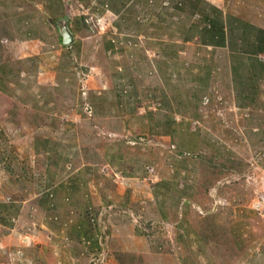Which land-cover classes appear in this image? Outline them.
<instances>
[{
    "label": "rangeland",
    "instance_id": "1",
    "mask_svg": "<svg viewBox=\"0 0 264 264\" xmlns=\"http://www.w3.org/2000/svg\"><path fill=\"white\" fill-rule=\"evenodd\" d=\"M215 2L227 17L253 26L230 32L237 47L251 52L264 28V0ZM55 9V25L69 11L71 18L88 17L89 33L107 29L78 0H60ZM4 27L0 23V47ZM205 50L195 65L207 68L194 74L192 87L187 73L175 74L187 102L173 105L180 116L176 131L136 122L122 134L108 132L96 124L88 99L92 114L82 105L81 126L67 112L63 120L53 116L55 126L47 121L30 129L16 119L17 103L0 94V264H264V63L250 61L245 51L242 59L231 48ZM171 74L144 80L152 95L142 104L162 121L171 111L159 110L158 89L170 90ZM85 78L77 77L78 91L87 95ZM166 131L171 137H160ZM115 140L156 143L170 153L159 160L153 149L146 152L155 166L140 164L150 173L133 187L102 159ZM76 161L90 163L98 175L88 178L82 164L77 171ZM160 179L165 185L157 189Z\"/></svg>",
    "mask_w": 264,
    "mask_h": 264
},
{
    "label": "crops",
    "instance_id": "2",
    "mask_svg": "<svg viewBox=\"0 0 264 264\" xmlns=\"http://www.w3.org/2000/svg\"><path fill=\"white\" fill-rule=\"evenodd\" d=\"M29 2L33 3L31 7L27 5ZM78 2L87 10H92L94 18L101 25L105 24L107 29L101 34L89 33V24L86 22L88 17L85 14L72 17L69 24L74 32V41L65 45L62 44L55 22L52 21V16L57 13L55 7H58L60 0H0V23L8 25L2 29L4 45L0 47V94L17 103L13 108L16 109V119L22 117L21 124L30 129L46 124L47 121L48 126H55L54 122L57 121L53 116L63 120L66 119L64 117L67 112L76 116L81 126L85 119L82 105L88 99L94 108L96 124L104 126L108 132L111 129L114 133L122 134L125 130H132L136 122L146 127L166 125L176 131L180 116L177 112L173 113V105L186 100H182L175 88V74L187 73L186 77L192 87L194 74L200 77L198 70L204 71L207 68L195 65L196 56H203L198 53L199 50L203 52L206 48H231L242 59L245 51L250 61L261 65L264 63V59L258 55L264 56V28H258L261 35L257 34L258 38L252 40L256 46L251 52L237 47L238 43L232 42L237 35L230 32H235L239 26L254 28L242 18L227 17L215 0ZM110 18L113 20L111 28ZM105 20L108 22L103 23ZM113 31L120 32L116 34ZM242 36L246 42L247 33ZM235 47L240 52L232 50ZM179 63L183 65L179 66ZM78 64L83 65L88 72L87 98H83L78 91L75 69ZM169 72L172 73L170 90L158 89V97L162 101L159 110L171 111L162 121V118H158L160 114L151 112V106L142 104L152 95V92L143 89L148 79L155 80L158 76L167 79ZM13 109L9 112L13 113ZM42 117L43 120L46 119L44 122ZM71 121L78 123L72 119ZM164 133L160 137H171L167 131ZM110 144L102 158L106 167L133 187L138 185L140 176L144 179L150 173L140 164H155L152 155L151 159H146L149 157V150L153 149L159 160L165 159L170 153L160 150L159 146H155L156 143L153 146H132L115 140ZM140 150L145 157L141 158ZM74 153L72 158L75 159L77 151ZM81 164L76 161L74 166L77 168ZM82 165L81 171L88 178L98 175L90 163ZM132 167L135 168L131 169ZM155 181L154 186L157 189L165 185L161 179Z\"/></svg>",
    "mask_w": 264,
    "mask_h": 264
},
{
    "label": "water",
    "instance_id": "3",
    "mask_svg": "<svg viewBox=\"0 0 264 264\" xmlns=\"http://www.w3.org/2000/svg\"><path fill=\"white\" fill-rule=\"evenodd\" d=\"M70 18V12L66 11V13L58 19L60 24L56 25L61 42L65 45H70L74 41V32L69 24Z\"/></svg>",
    "mask_w": 264,
    "mask_h": 264
},
{
    "label": "built area",
    "instance_id": "4",
    "mask_svg": "<svg viewBox=\"0 0 264 264\" xmlns=\"http://www.w3.org/2000/svg\"><path fill=\"white\" fill-rule=\"evenodd\" d=\"M76 73H77V76H78V78H79V80H80V82H82L83 80H85L86 78V74L82 71V70H77V68H76ZM83 86V85H82ZM82 89H83V87H82ZM82 95H86V91H82ZM84 109H85V111L89 114V115H91L92 114V107H91V105L88 103V102H84Z\"/></svg>",
    "mask_w": 264,
    "mask_h": 264
},
{
    "label": "flooded vegetation",
    "instance_id": "5",
    "mask_svg": "<svg viewBox=\"0 0 264 264\" xmlns=\"http://www.w3.org/2000/svg\"><path fill=\"white\" fill-rule=\"evenodd\" d=\"M58 24H60V23H58Z\"/></svg>",
    "mask_w": 264,
    "mask_h": 264
}]
</instances>
